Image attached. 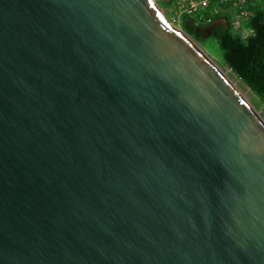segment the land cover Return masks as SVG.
Segmentation results:
<instances>
[{"label":"water","instance_id":"95a60500","mask_svg":"<svg viewBox=\"0 0 264 264\" xmlns=\"http://www.w3.org/2000/svg\"><path fill=\"white\" fill-rule=\"evenodd\" d=\"M156 1L0 0V264H264V122Z\"/></svg>","mask_w":264,"mask_h":264},{"label":"rangeland","instance_id":"374dc122","mask_svg":"<svg viewBox=\"0 0 264 264\" xmlns=\"http://www.w3.org/2000/svg\"><path fill=\"white\" fill-rule=\"evenodd\" d=\"M180 1L186 3L187 0H169L167 3L166 0H157L156 5L167 22H170L176 30L187 34L216 68L226 74L230 72L227 75L228 79L236 84L233 85L235 89L264 122V102L237 75L227 68L224 63L223 50L220 47L217 36L220 32L227 30L233 36H238L243 41H246L253 34L250 18L254 14V7L256 5L264 7V0H231L224 4H210L205 9H202L199 17L194 18L202 25V27H200L201 25L196 26L203 35L202 40H196L185 31L184 25L189 23L190 18L184 16L180 19L177 18L176 6Z\"/></svg>","mask_w":264,"mask_h":264},{"label":"trees","instance_id":"16d2710c","mask_svg":"<svg viewBox=\"0 0 264 264\" xmlns=\"http://www.w3.org/2000/svg\"><path fill=\"white\" fill-rule=\"evenodd\" d=\"M211 4L214 5V3ZM190 19L192 21L184 25L185 31L196 40H202L203 35L196 27L201 25L200 22L194 18ZM250 26L253 34L246 41L233 36L227 30L220 32L217 36L227 68L264 102V7L259 5L254 7Z\"/></svg>","mask_w":264,"mask_h":264},{"label":"built area","instance_id":"2783aa9c","mask_svg":"<svg viewBox=\"0 0 264 264\" xmlns=\"http://www.w3.org/2000/svg\"><path fill=\"white\" fill-rule=\"evenodd\" d=\"M229 1L231 0H187L186 3L180 1L176 6L177 18L180 19L183 16L187 18H198L200 11L208 7L211 3L218 5ZM169 24L171 23L169 22Z\"/></svg>","mask_w":264,"mask_h":264},{"label":"bare ground","instance_id":"6f19581e","mask_svg":"<svg viewBox=\"0 0 264 264\" xmlns=\"http://www.w3.org/2000/svg\"><path fill=\"white\" fill-rule=\"evenodd\" d=\"M167 21V20H166ZM178 32H181L180 30H177ZM181 33H183L182 35L187 39V41L194 47V49H196V50H198L200 53H202V55L207 59V57L204 55V53L201 51V49L198 47V45L187 35V34H185L184 32H181ZM208 60V59H207ZM209 61V60H208ZM209 63L217 70V72H219V74L224 78V79H226L230 84H232V85H236V84H234L233 82H231L229 79H228V77H227V75H229L230 74V72H229V74H226V73H224L223 71H221L220 69H218V68H216L215 66H214V64H212L211 63V61H209ZM221 68V67H220ZM226 71V70H225Z\"/></svg>","mask_w":264,"mask_h":264}]
</instances>
